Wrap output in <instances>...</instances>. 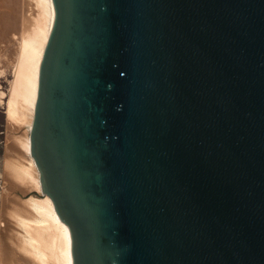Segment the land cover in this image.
Returning a JSON list of instances; mask_svg holds the SVG:
<instances>
[{
  "label": "water",
  "instance_id": "1",
  "mask_svg": "<svg viewBox=\"0 0 264 264\" xmlns=\"http://www.w3.org/2000/svg\"><path fill=\"white\" fill-rule=\"evenodd\" d=\"M31 155L71 264H264V0H52Z\"/></svg>",
  "mask_w": 264,
  "mask_h": 264
},
{
  "label": "bare ground",
  "instance_id": "2",
  "mask_svg": "<svg viewBox=\"0 0 264 264\" xmlns=\"http://www.w3.org/2000/svg\"><path fill=\"white\" fill-rule=\"evenodd\" d=\"M30 1L37 9V16H30L32 20L25 17L30 24H26L17 39L8 92H0L9 126L23 129L19 135L11 134V131L8 138L13 155L9 154L4 164L6 180L12 189L19 188L23 196H13L12 193L3 196L0 223L1 226L8 223L9 249L0 252V264H71L68 230L53 201L42 191L40 173L31 155L40 68L54 21V8L52 0ZM22 257L30 262H22Z\"/></svg>",
  "mask_w": 264,
  "mask_h": 264
},
{
  "label": "rangeland",
  "instance_id": "3",
  "mask_svg": "<svg viewBox=\"0 0 264 264\" xmlns=\"http://www.w3.org/2000/svg\"><path fill=\"white\" fill-rule=\"evenodd\" d=\"M36 11L37 9L33 6L30 0H0V62H1L0 92L1 91L8 92L9 83L12 79L11 76L12 66H13L12 63L15 60V53L18 47L17 39L18 38L20 39L21 34L23 33L24 28L26 27V24H30L26 21L28 17L31 16L33 18V16H37ZM30 18L28 20H32V18L31 19ZM10 60L13 61L11 62ZM9 125L10 124L7 120V116L5 113V105L0 102V211H3L4 209V202H3L4 195L12 193L13 196L15 195L19 197L23 196V193L22 191H20L19 188L17 187L16 188L13 187V189L11 188L12 186L6 180V175H5L6 170L4 168L5 167L4 164L6 162L7 157L9 158L10 155H13L11 152L12 150H9L12 147L8 139L10 135L9 133L11 131H12L11 134L19 135L23 133L22 132L23 129L22 130L20 129L21 130L20 131L18 128L15 129V127ZM9 127H11L13 130ZM16 130H18L17 133ZM20 154L22 155V153ZM17 155H19V153L16 154V157ZM13 196H11V198ZM1 223H0V252L2 253V249L4 248L9 249L8 237H7L9 226L8 223H5L4 226H1L2 225ZM21 261L22 262L25 261L24 263H27L28 259L22 257Z\"/></svg>",
  "mask_w": 264,
  "mask_h": 264
}]
</instances>
